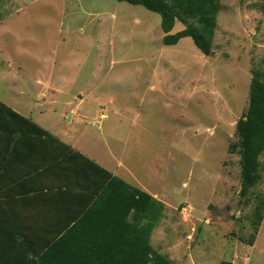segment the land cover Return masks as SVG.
I'll return each mask as SVG.
<instances>
[{
  "label": "rangeland",
  "instance_id": "1",
  "mask_svg": "<svg viewBox=\"0 0 264 264\" xmlns=\"http://www.w3.org/2000/svg\"><path fill=\"white\" fill-rule=\"evenodd\" d=\"M263 8L264 0H221L205 54L191 36L164 43L161 14L143 5L0 0V99L120 164V176L163 201L151 242L166 253L163 242L177 241L176 264H264V217L251 241L264 154L261 178L244 194L231 149L253 73L264 80ZM183 28L176 20L170 33ZM40 82L62 86L57 104H40L42 92L50 99ZM68 99L83 119L65 117Z\"/></svg>",
  "mask_w": 264,
  "mask_h": 264
},
{
  "label": "trees",
  "instance_id": "2",
  "mask_svg": "<svg viewBox=\"0 0 264 264\" xmlns=\"http://www.w3.org/2000/svg\"><path fill=\"white\" fill-rule=\"evenodd\" d=\"M119 1L160 13L164 43L176 44L191 36L203 53L212 54L221 0ZM176 20L184 28L171 34ZM236 136L237 142L231 144V149L240 155L242 193L246 194L261 178L264 154V80L259 73H253L249 104L237 122ZM1 144L7 149L19 146L25 149L28 173L37 171L44 180H23V187L13 182L19 183V190L10 186L0 191V210L5 213V221L0 219V252L9 255L16 252L22 260L19 264H176L151 242L152 231L166 207L163 201L91 160L31 115L16 111L0 99ZM34 155L40 158L37 165L30 160ZM76 157L95 167L91 172L93 180H61L60 175H51L74 169ZM19 191L26 197L34 193L31 201L39 199L43 209L58 212L54 231L34 235L26 231L10 232L7 225L14 221L12 212L7 213L6 206L10 205L7 198ZM263 212L264 197L258 195L252 216L255 228L252 242ZM234 217L240 218L235 214ZM6 260H10L7 264H15L11 262L12 256L7 255Z\"/></svg>",
  "mask_w": 264,
  "mask_h": 264
},
{
  "label": "crops",
  "instance_id": "3",
  "mask_svg": "<svg viewBox=\"0 0 264 264\" xmlns=\"http://www.w3.org/2000/svg\"><path fill=\"white\" fill-rule=\"evenodd\" d=\"M41 86L43 90L47 93V95L50 97V99H46V96H44V93L42 92L41 96H43L44 101L40 104L41 105H44L45 103L49 105L57 104V101L59 102V100L56 99L57 93L61 92L62 86L56 83H45L43 85L41 84ZM65 104H66V109L64 113L65 117L69 113H70V119L77 116V120H81L85 117L83 116V113L80 112V109H81L80 103L75 105V102L73 101V99H68L65 102ZM14 109L21 113L19 109L17 108H14ZM46 111L47 110L45 109H41L40 110L41 115L43 116L46 115ZM102 115H105V114H102ZM26 116H30V115H26ZM36 120L38 121L39 124H41L40 122L42 121V119H36ZM58 130L59 128L56 129L53 133L56 134V136L60 137L61 140L68 143L65 137H69L70 134L68 132H65L63 135H60L58 134ZM84 132L85 130H83L82 132L83 135L85 134ZM68 144H71V143H68ZM71 145L75 149L79 150L82 154L90 158L91 160L96 161L103 167L112 171L114 174H117V175L120 174V171H121L120 164L119 165L113 164L107 159L103 157H99L95 152H93L89 148H87V150H82L81 147L78 145H74V144H71ZM29 152L34 154L31 151ZM24 153H25V149H22L20 146L14 149L12 148L7 149L5 145L3 144L0 145V191L5 190L10 186H14L16 189L19 190L20 186L22 185L21 183L23 182V180H44L36 173L37 171H34L33 173H28V165H26L28 162L26 160L25 155H23ZM36 157H37L36 155L30 157V160L32 159L31 161L33 162L32 164L34 165H37L38 164L37 161H39L40 159ZM75 159L76 160L73 161L74 164L76 165L74 169H71L70 171L59 172V173L57 172L51 175L52 176L60 175L61 180H79V179L80 180H93L91 178L93 177V174H91V172H93V169L95 167L92 166L91 163H89L87 160L81 157H76ZM90 169H92V171ZM53 180H58V179H53ZM13 182H19L20 186H19V183H13ZM23 191L24 190H22V192ZM23 194L24 193H21L19 191L13 195H10V197H8L9 199L7 198V200H9L8 202H10V205L6 206V208L8 209L7 213L9 211L10 213L12 212L11 217L13 218V221H14V223L12 224L10 223V220L7 219V223H10V225H7L10 232L26 231L27 234L34 235L36 233L54 231L55 230V227H53L55 226L54 220L57 218L58 212H51L50 210L43 209L41 206L42 202L39 199H38V202L31 201V199H33L31 198V194H34V193H30L29 195H27L29 197H26ZM0 219H1V222L5 221V213L3 212L2 209L0 210ZM178 244L179 243L177 241L174 242V244H167V245H165L163 242V249L166 251V249L168 248L169 252L166 251V254H169V256L171 255L172 257L173 254H175L176 252L174 248ZM34 245L36 246V243H34ZM7 255L12 256L11 262L15 264L22 263V260L20 259L19 255L16 252H15V255H9L5 253V251H3V252H0V264H7V261H10V260H6ZM23 262H26V259H24ZM192 264H197V263L192 261Z\"/></svg>",
  "mask_w": 264,
  "mask_h": 264
}]
</instances>
